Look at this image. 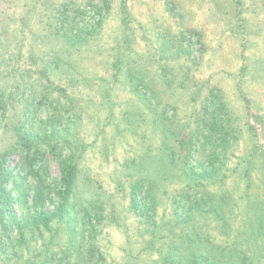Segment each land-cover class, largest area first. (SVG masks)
<instances>
[{
    "label": "trees",
    "instance_id": "obj_1",
    "mask_svg": "<svg viewBox=\"0 0 264 264\" xmlns=\"http://www.w3.org/2000/svg\"><path fill=\"white\" fill-rule=\"evenodd\" d=\"M210 1L215 4L217 15L222 13L221 7L225 1L229 3V8L232 7L233 2L234 5L238 4L241 7L244 5V0ZM4 2L0 0V7ZM47 2L48 0H41L43 10V3L47 4ZM87 2L92 3L94 0ZM100 2L102 6L95 4L98 14L96 20L95 16H85L89 9L84 3L69 0L55 1L52 6H49L48 15H40V21L46 25L40 33L41 40L38 42L40 44L36 43L35 46L33 44L26 51L29 67L22 74L26 73L24 75L26 76L35 73L37 76L26 78L27 81L23 79L14 85L13 91L28 94L24 99V112L16 123L8 120L6 124H3L0 119L4 134L11 130L15 132L14 138H16L0 153V251L2 255L14 256L18 253V248L20 251L22 248L28 251L30 249L28 243L34 237L36 230L37 234L46 229L51 230V222L56 217L61 220L63 218V222L65 221L68 227L70 222L68 217L74 219V215L80 212L74 207L73 200L81 186V169L76 160L74 147L71 142L67 143V147H63L58 139H55L59 123L64 118L62 110L66 109L70 115L73 105L75 106V100L71 97H65L64 101L62 94L59 96L54 94L58 81H65L72 88H79L81 91L90 89L92 93L94 92L91 98L98 102L100 108L108 106V117L114 115V108L117 105H130L129 99H127L129 101L125 100L124 104L121 102L123 92L126 93L125 87H128V92L135 97L134 100L131 99V104L140 103L144 113L141 107L132 105L125 112H120V117L125 113L124 122L129 125L144 123L142 121H145V112L148 110L156 118L155 121H159L157 124L162 132V140L166 148L180 144L175 152L168 148L158 155V161L146 155L139 158V161H134L136 163H133L135 165L131 167L137 169V172L131 173V176L135 178L128 194L130 200L127 211L143 219L142 222L145 224L151 222L152 218L155 219L156 208L161 201V194L157 196L156 192L162 188L163 179H167L172 171V176H177L183 184L179 189L178 200H175V203L173 200L172 212L175 213L176 224L169 227L170 239L167 243L157 247L164 238L168 237L161 235L160 228L154 221L150 224V226L153 224L152 227L146 226L151 236L142 250L148 256H152L155 249L161 251L160 260L154 261V264H264V148L257 145L259 141H256L237 157L232 167L229 165L231 155L235 154L234 144L238 127L232 121V111L219 95H214L213 90L208 95V99L203 100L204 103L208 101L204 107L208 106L209 116L202 117L188 137L184 138L183 127L173 122L168 109L173 106L170 102L173 84L178 81L181 86H186L188 75L185 73L181 79H176L175 71H171L168 65H164L161 73L156 76L153 57L147 64L142 63L138 56L132 59L128 55V50L132 48L131 43L134 38L127 26L120 29V39L116 40L114 48L115 54L113 52L110 55L114 60H110L99 41L103 22L107 12L111 10V0H100ZM167 2L171 7L167 10L176 16L181 30L173 38L160 32L158 50L168 59L179 60L188 56L190 61L196 64L195 51L188 39L195 37L197 42L201 43L202 33L195 29L183 30L182 0ZM254 7L257 8L258 5ZM235 9L229 11V30L235 36H243L241 37L243 45L251 44L250 36L253 30H248L249 22L242 17L243 10ZM35 10H27L26 17L19 22L26 25V21L31 20V15L32 19L36 16ZM42 16L50 22L42 20ZM10 35H13L10 28H3L0 25V118L10 109L9 101L6 99V87L9 83L3 80L6 75L17 70L19 58L24 52L18 48V53L14 54L12 48L17 45L14 44L13 37ZM249 69L250 63L247 62L244 70L249 71ZM259 70L264 72V61ZM164 102L168 104L163 107ZM54 103L57 105L54 106ZM42 105L46 109H42ZM45 113L46 120H44ZM80 114L77 115L74 112L73 119H77ZM133 128L134 126L125 128V131L135 132ZM249 131L252 139L253 128L250 127ZM193 144L196 152L192 148ZM46 148L54 154L60 150V157L62 156L61 176L58 183L54 185L55 189L52 190L59 204L52 212L45 211L44 205H41L45 199L53 201L52 193L46 192L47 188H51L46 180L48 176L47 165L44 164ZM65 148L70 150L66 156L63 155ZM14 153L21 155L22 163L29 162L27 169L37 183L34 200L39 204L40 210L32 230H29L28 222L18 218L13 210V204L16 202L14 192L16 189L21 192V188L16 187L18 184L16 173L8 166L10 156ZM155 161L160 168L153 167ZM36 163L38 165H35ZM21 170L25 173L23 168ZM233 177L237 180L234 185H232ZM9 182H12V186H7ZM157 182H159V189H157ZM165 194H169V191ZM86 213V217H89L88 211ZM235 215H239L240 218L237 228L229 223ZM198 216V219L212 218L218 222V229H222L225 233L223 234L225 241L221 242V245H209L208 234L203 230L200 221L196 219ZM184 218L189 223L184 225ZM71 230L73 232L74 228L71 227ZM71 238L73 239L74 235L71 234ZM74 248L75 253L80 254L79 248ZM93 250L91 249L88 261L93 257ZM62 252L64 253L62 256L67 257L69 250ZM56 255L57 253L50 251L49 248L44 251L38 264H56ZM100 258L104 259L102 254ZM70 260L69 257L66 258V264L86 262L81 257H76L73 263H70Z\"/></svg>",
    "mask_w": 264,
    "mask_h": 264
},
{
    "label": "rangeland",
    "instance_id": "obj_2",
    "mask_svg": "<svg viewBox=\"0 0 264 264\" xmlns=\"http://www.w3.org/2000/svg\"><path fill=\"white\" fill-rule=\"evenodd\" d=\"M4 1L3 6L0 7V25L3 28L9 27L13 34L10 37H13L12 41L17 45L12 48L14 54L18 53L19 49L24 51L19 58L17 70L6 75L3 80L9 83L6 87V99L9 101L10 109L0 118L2 123L6 124L8 120L16 123L20 119L25 109L24 99L28 96L26 92L13 91L14 85L23 79L27 81L26 78L37 76L35 73L24 76L26 73L22 74V72L27 71L29 67L26 51L31 45L40 44L38 43L41 40L40 33L43 27H46L44 22L40 21V15H48L49 6H52L55 1L63 0H48L47 4L43 3L44 10L41 0ZM69 1L88 5L89 10L85 16H95L96 20L98 14L95 4L103 5L100 0H94L93 4L87 2L89 0ZM167 1L169 0H111V10L107 12L103 22L99 43L104 46L105 54L109 55L110 60L113 61L110 55L114 52L116 40L120 39V29L127 26L134 38L131 43L132 48L128 50V55L132 59L138 56L142 63L147 64L153 57L156 76L161 73L164 65H168L171 71H175L176 79H181L185 73L188 75L186 86H181L178 81L173 84L170 91L172 96L170 102L173 106L168 109L173 122L183 127L182 136L184 138L188 137L202 117L209 116L208 106L204 107L208 101L204 103L203 100L208 99V95L213 91L214 95H219L232 111V121L238 127L237 139L236 136V140L234 139L235 154L231 155L229 162L232 167L237 157L256 141H259L257 145L264 148V72L259 70L264 61L263 0H244L242 7L238 4L234 5L233 2L230 8L229 3L225 1L221 7L222 13L218 15L215 12V4L210 0H182L183 30L195 29L202 33L201 43L197 42L195 37L188 39L195 51L196 64L191 62L188 56L179 60L168 59L158 50L160 32L173 38L181 30L176 16L167 10L171 8ZM255 5L258 7L255 8ZM235 8L243 10L242 17L249 22L248 30H253L250 36L251 44L243 45L241 40L243 36H235L229 30V11L236 10ZM33 9H36L34 11L36 16L32 19L31 15V20L26 21V25L21 24L19 21L26 17L27 10L32 11ZM42 17L45 22H50L44 16ZM247 62L250 63L249 71L244 70ZM57 86L54 91L56 96L62 94L64 101L65 97L75 100V106L73 105V110L70 109V115L66 109L62 110L64 118L59 123L55 139H58L63 147H67L68 142H71L74 147L76 160L81 169V186L73 200L74 207L80 212L74 215L75 220L68 217L70 219L68 227L67 223L63 222V218L61 220L56 217L51 222V230L46 229L38 234L36 230L34 237L28 243L30 247L28 251L26 248H22L21 251L18 248V253L11 257H5L0 251V264H38L44 251L49 248L50 251L57 253L56 264H66L68 257L71 259L70 263H73L76 257H81L86 260L84 264L97 262L102 264H154V261L160 260L161 251L155 249L152 256H148L142 250L151 236L146 226L149 227L154 221L160 228L161 235L169 236V227L176 224L175 213L172 212L173 205L175 200H178L179 189L183 184L177 176H172V171L167 179H163L162 188L156 192L157 196L161 194V201L156 208L155 219L152 218L151 222L145 224L142 222L143 219L127 211L130 200L128 194L135 178L131 176V173L137 172V169L131 167L135 165L134 161H139V158L146 155L157 160L158 155L168 148L175 152L180 144L166 148L162 140V132L157 124L159 121H155L156 118L148 110L145 112V121L140 120L144 123L129 125L124 122L125 113L120 117V112H125L132 105L141 107L144 113L140 103L131 104V99L134 100L135 97L128 92V87H125L126 93L123 92L121 102L124 104L125 100L129 99L130 105L128 103L126 106L117 105L114 108V115L108 117V106L100 108L98 102L91 98L94 92L92 93L90 89L81 91L79 88H72L65 81H58ZM166 104L168 103L164 102L162 106ZM53 105L56 106L57 103ZM42 107L46 109L44 105ZM59 108L62 109V107ZM74 112L77 115L81 113L77 119H73ZM45 114L44 120L47 117ZM131 126H134L135 132L125 131V128ZM250 127L253 128L254 133L252 139ZM14 134L15 132L11 130L4 134L3 126H0V153L7 145L15 141ZM192 148L195 150L194 144ZM69 151V148H65L63 155H68ZM45 152L44 164L47 165L48 174L46 180L51 185L46 192L52 193L53 201L45 199L41 205H44L45 211L52 212L59 204L52 190L55 189L54 185L58 183L61 176L62 156L60 157V150L54 154L46 148ZM157 161L154 162L153 167L155 168L159 167ZM22 162L21 155L14 153L10 156L8 163V166L16 173V183H18L16 187L21 188V192L18 189L14 192L16 202L13 204V210L18 218L28 222L29 230H32L40 210L39 204L34 200L37 183L27 169L29 162ZM22 168L25 173L22 172ZM236 181L233 177L232 185ZM7 186H12V182L7 183ZM157 189H159V182H157ZM168 191L169 194H165ZM86 211L89 217H86ZM198 218L199 216L196 219L200 221L203 230L208 234L209 245H221V242L225 241L223 235L225 233L222 229H218V222L212 218ZM239 219V215H235L229 223L237 228ZM183 220L184 225L189 223L186 218ZM69 226L74 228L73 232ZM152 226L153 224L150 227ZM15 234L18 236L17 232ZM71 234L74 235L73 239ZM169 239L170 237L164 238L157 247L167 243ZM74 247L79 248L80 254L75 253ZM66 249L69 253L67 257H63L62 251ZM91 249H94L93 257L88 261ZM100 254L104 259L100 258Z\"/></svg>",
    "mask_w": 264,
    "mask_h": 264
}]
</instances>
